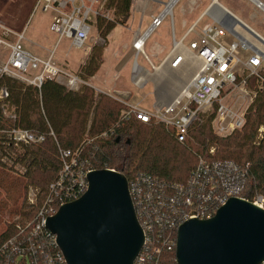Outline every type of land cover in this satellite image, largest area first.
<instances>
[{
    "label": "built area",
    "instance_id": "built-area-1",
    "mask_svg": "<svg viewBox=\"0 0 264 264\" xmlns=\"http://www.w3.org/2000/svg\"><path fill=\"white\" fill-rule=\"evenodd\" d=\"M106 1L36 0L34 10L50 14V31L58 36V41L65 38L73 49L81 50L96 18L112 20L110 11L105 8ZM246 1L264 15V4L258 0ZM211 6L186 29L179 40L174 37L171 13L166 15L171 17V50L159 66L154 67L150 63L152 70L165 63L177 69L190 56L197 63L193 77L179 88L168 104L154 106L149 112L141 109L139 104L113 96L125 108L121 119L134 118L143 124L161 125L179 144L187 141L192 126L201 122L203 115L209 112L210 127L218 137L230 136L244 126L245 113L255 93L249 97L246 106L238 109L224 103L222 95L227 96L235 87L244 90L250 78L264 87V40L246 26L239 24L243 29L235 25L231 18L212 13ZM166 16L161 17L160 14L154 18L147 30L153 32ZM205 17L209 21L200 26ZM225 36L233 40L226 42L223 39ZM23 40V31H13L0 21V53H5L0 54V76L36 88H40L46 79L62 82L71 91H77L86 84L77 75L59 69L51 55L47 60H40L23 50ZM135 41L132 43L135 58L140 55L149 62L143 51L145 40L139 44ZM134 65L137 67L136 63ZM134 65L131 73L134 72ZM134 84L138 86V82ZM6 97V91L1 90L0 98ZM4 133L14 145H35L45 140L43 135L20 128H10ZM49 136L54 137L52 132ZM258 136L262 139L260 129ZM98 137L103 139L107 133ZM58 154L61 169L57 178L49 184L43 197H39V190L30 189L26 201L28 206H36L37 210L32 219L15 223L14 235L0 246V264H66L55 243V236L46 229V221L62 205L78 199L86 191L87 175L95 170L79 148L72 152L59 149ZM213 154L214 149L210 148L208 155ZM105 170L116 172L113 169ZM127 187L143 234V246L134 264H157L163 250L175 249L177 230L184 222L212 218L230 198L249 202L242 195L244 186L239 182V172L235 166L222 165L200 156L182 184H168L140 173L127 180ZM250 202L264 209L262 196H254ZM260 264H264V261Z\"/></svg>",
    "mask_w": 264,
    "mask_h": 264
},
{
    "label": "trees",
    "instance_id": "trees-1",
    "mask_svg": "<svg viewBox=\"0 0 264 264\" xmlns=\"http://www.w3.org/2000/svg\"><path fill=\"white\" fill-rule=\"evenodd\" d=\"M130 7L131 0L106 1L105 8L115 21L95 19L102 39H106L116 23L123 26L128 22ZM92 61L91 57L81 67L87 79L98 70V67H91ZM1 90L6 91L7 97L0 98V156L24 168L22 178L7 175L0 178V191L9 199L15 197V206L17 199L21 198L20 205L9 211L27 217L17 222L32 219L37 210L36 206H25L27 187L38 189L39 197H43L49 184L57 178L61 169L59 149L72 152L79 148L92 169H113L128 181L143 173L168 184H182L197 162L187 141L179 144L161 125L143 124L134 118L121 119L124 106L90 87L82 86L71 91L54 80L46 79L40 88H36L0 76ZM256 92V98L247 111L243 131L216 138L209 128L210 118L208 122L194 124L189 132L195 144L201 147L192 146L200 157L237 168L239 182L244 186L242 195L249 202L257 195L264 198V132L260 144H253L259 127L264 128V87L258 85ZM10 128L43 135L45 140L35 145H14L4 133ZM50 132L54 137L49 136ZM102 133H107V137L99 138ZM211 146L216 148V152L214 150L212 156L208 151L204 154ZM27 208L30 211L26 214ZM15 223L9 224L0 234V246L14 235ZM157 264H175V249L163 250Z\"/></svg>",
    "mask_w": 264,
    "mask_h": 264
},
{
    "label": "rangeland",
    "instance_id": "rangeland-1",
    "mask_svg": "<svg viewBox=\"0 0 264 264\" xmlns=\"http://www.w3.org/2000/svg\"><path fill=\"white\" fill-rule=\"evenodd\" d=\"M168 1L169 0H131L130 18L126 24L121 26L116 23L115 28L109 33L106 39H102L94 23L88 40L81 50L73 49L70 46L69 40L65 38L58 41V36L50 31V14L44 13L39 9L34 10L36 0H0V21L13 31H23L24 40L22 41L21 46L26 52L39 58L40 60H47V58L51 55L53 63L59 69L77 75L86 83L82 86L90 88L94 87L102 91H106L107 89H111L113 87L118 90L129 91L130 95L128 97L131 98H128L126 95H117L112 91L102 93L92 88L96 93L104 94L114 101L115 99L113 96L128 100V102L132 104H139L141 109L149 112L154 103L152 86L154 93L159 99V105H166L176 96V85L182 86L186 84L196 72V66L192 63L193 60L188 57L182 66L174 70L170 69L167 63L162 65L159 69L152 70L150 62L154 67H157L159 65L158 60L161 59L164 53L160 54L158 59H152L148 56L150 62H146L140 55L135 58V51L132 48L133 41L148 29L154 18L162 14ZM208 2L209 0H178L172 6L173 8L171 7V20L176 40L180 39L186 29L204 11ZM239 2L242 1L220 0V3L228 6L232 3L238 4ZM243 7L246 11H248L247 14L250 16V19L252 17V21L259 24L260 28L255 26L253 28L257 29L259 33L264 35V20L262 15L259 13V10L245 0H243ZM210 11L212 12V9ZM171 17L166 16L161 25L145 40L143 51L146 56L148 55V44L160 40L166 35L169 39H171L169 21ZM111 18L115 21V17L112 16V13ZM208 21L209 20L206 17L203 18L200 26ZM0 54L4 55L5 53L1 52ZM99 56H101L100 59ZM91 57L93 59L91 67H98V70L93 74V79H91L92 77L87 79L86 74L81 67L85 64V62L87 63L88 59ZM127 62L128 70L125 68ZM134 63H136L137 67H143L144 64V68L147 70V72H144L145 74L139 76V79H136L140 87H142L145 82L147 83L146 87L143 89L135 90L129 82V67L131 66L132 69ZM136 74L137 73H135L134 69V72L131 73V75L134 77L137 76ZM31 75L32 74H29L28 76ZM115 76H117V79L114 82L113 78ZM60 84H62V82ZM258 85V81L250 78L247 80V85L244 90L240 91L237 87H235L232 88V91L227 96L222 95L223 102L233 106L235 109L246 106L249 97L254 93L256 98V88ZM255 98L253 99V102ZM251 104L249 106H251ZM247 111L245 113V122ZM210 113L211 112L203 115L201 123L208 122L210 120ZM209 128L212 135L216 138L222 139V137H218L212 132L210 125ZM243 128L244 126L236 132L243 131ZM259 129L262 130L263 139L264 128L260 126ZM259 129L257 130L256 136L253 140V144L255 146H258L262 140L259 139L258 136ZM187 142L189 146H191V153L197 159L198 156H200V153L193 149L192 146L196 148L201 147H198L197 144H195V140L191 133ZM210 148H213L216 152V148L214 146L209 147L208 150ZM208 150H206L204 154H206ZM0 164L3 165V168L0 169V178H6L5 175L22 178L24 168L20 165H13L8 158L1 156ZM3 182L4 181H2V183ZM30 189L36 188H33L32 186L27 187L24 193L25 206L28 205L26 200ZM14 198L15 197H10L9 199L3 191H0V234L6 230L9 224H14L17 221L27 218L25 216H20V214L15 215L9 212L10 209L16 208V206L20 205L21 198H18V193L16 194V198H18L16 206L13 204ZM24 210H22V212H24ZM28 211H30V209L27 208L26 214Z\"/></svg>",
    "mask_w": 264,
    "mask_h": 264
},
{
    "label": "water",
    "instance_id": "water-1",
    "mask_svg": "<svg viewBox=\"0 0 264 264\" xmlns=\"http://www.w3.org/2000/svg\"><path fill=\"white\" fill-rule=\"evenodd\" d=\"M46 229L66 264H134L143 246L127 180L105 169L88 173L86 191L48 218ZM263 261L264 209L251 202L230 198L212 218L177 230L175 264Z\"/></svg>",
    "mask_w": 264,
    "mask_h": 264
},
{
    "label": "crops",
    "instance_id": "crops-1",
    "mask_svg": "<svg viewBox=\"0 0 264 264\" xmlns=\"http://www.w3.org/2000/svg\"><path fill=\"white\" fill-rule=\"evenodd\" d=\"M213 1L214 0H209V2L207 3V6L204 9V11L194 21H196L205 12V10L209 6H211V5H213L215 3L219 7L220 10H217L218 8L217 9H214V10H212V13L217 14V15H220L222 17L231 18V20L234 22L235 25H238L241 28H243L242 25L246 26L247 28L251 29L256 35H258L260 38H262L264 40V35H262L261 33H259L257 31V29L253 28L254 26L257 27V28H260V27H259V24H257V23H255V22L252 21V17L250 19V16H248V14H247L248 11H246L245 8L243 7V0H241L242 2H239L238 4L237 3L236 4L235 3H232L230 6L224 5V4L220 3V0H216V2H214V3H213ZM258 1H260L262 4H264V0H258ZM252 6L254 7V5H252ZM259 13L262 15V18L264 20V15L260 11H259ZM239 24H242V25H239ZM173 33H174V29H173ZM223 39L226 42H230V41L233 40V38L230 37V36H225ZM170 50H171V39H169V37L166 35L164 38H162L160 40H157V41H154L153 43H150V44L147 45V52H148L147 58H148V60L150 62L149 57L152 58V59H158V56L160 54L164 53L163 56L161 57V59L158 60V64L160 65V63L162 62V60L166 56L169 55ZM189 59H192V58H190V56H189ZM192 63L195 66L197 65V63L194 62V60H193ZM168 67L170 68L169 65H168ZM125 68H126V70H128V62L126 64ZM170 69H172V68H170ZM131 70L132 69H131V66H130L129 67V82H130L131 86L135 90H139V89L145 88L146 85H147L146 82H145V84L142 87H140L139 85L138 86H135V84H134L135 82H137L136 79H139V76H141L142 74H145L144 72H147V70L144 68V64H143V67H138V70L139 71H138L136 77H133L131 75ZM93 77L91 79H93ZM116 79H117V76H115L113 78L114 82L116 81ZM176 86H177V91L176 92H178V90L181 87V85L180 86L176 85ZM92 88H94V87H92ZM94 89H96L97 91L102 92V93H105V92L108 93L109 91H112L115 94L121 95V96H125L126 95L128 97L130 95V92L129 91H126V90H118L115 87H113L111 89H107L106 91H102V90H99L97 88H94ZM152 91H153L152 92L153 93L152 95L154 97L153 107L154 106H164V105H159V99L157 98L156 94L154 93L153 86H152ZM128 98H131V97H128Z\"/></svg>",
    "mask_w": 264,
    "mask_h": 264
},
{
    "label": "bare ground",
    "instance_id": "bare-ground-1",
    "mask_svg": "<svg viewBox=\"0 0 264 264\" xmlns=\"http://www.w3.org/2000/svg\"><path fill=\"white\" fill-rule=\"evenodd\" d=\"M178 0H169L168 1V3L166 4V6H165V9H164V11L162 12V14H161V17L162 16H166V14H169V12L171 13V7L177 2ZM218 8V9H217ZM214 10V9H217V10H220L219 9V7L214 3L212 6H211V8H210V10ZM152 33V30L150 29V30H147V32L143 35H141V37L139 36V37H137L136 38V41L135 42H137V44H139V43H141V42H143L144 40H146L147 39V37H149V35ZM187 59V58H186ZM161 67V66H160ZM159 67V68H160ZM159 68H157V69H159ZM134 69H135V72L136 73H138V68L137 67H135L134 66Z\"/></svg>",
    "mask_w": 264,
    "mask_h": 264
}]
</instances>
